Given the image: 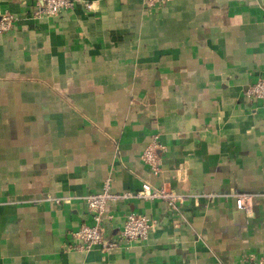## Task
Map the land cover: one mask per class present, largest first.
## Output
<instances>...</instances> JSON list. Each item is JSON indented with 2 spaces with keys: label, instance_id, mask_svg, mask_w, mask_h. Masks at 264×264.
I'll list each match as a JSON object with an SVG mask.
<instances>
[{
  "label": "crops",
  "instance_id": "obj_1",
  "mask_svg": "<svg viewBox=\"0 0 264 264\" xmlns=\"http://www.w3.org/2000/svg\"><path fill=\"white\" fill-rule=\"evenodd\" d=\"M31 20L0 0V264H247L264 256V105L244 90L264 69V0H88ZM165 147L154 175L140 155ZM163 184L192 196L107 204L113 238L129 214L144 242L64 252L92 225L79 198ZM202 194L219 195L212 199ZM252 196L249 211L225 195ZM71 198L56 205L49 199Z\"/></svg>",
  "mask_w": 264,
  "mask_h": 264
},
{
  "label": "built area",
  "instance_id": "obj_2",
  "mask_svg": "<svg viewBox=\"0 0 264 264\" xmlns=\"http://www.w3.org/2000/svg\"><path fill=\"white\" fill-rule=\"evenodd\" d=\"M248 1V0H241ZM162 0H141V5L145 10H152L161 4ZM77 5H81L86 11L92 10V3L88 0H32V8L29 12L31 20L49 19L56 17L62 11L73 10ZM17 18L9 11L0 12V35L12 29L17 22ZM262 76L249 85L243 92V96L250 102H260L264 105V69ZM166 151L165 147L158 141L157 136L150 138L148 145L143 149L140 160L148 165L154 175L160 172V153ZM219 195L202 194L200 198L212 199ZM234 199L235 208L242 211H249L251 208L252 196L249 194L225 195ZM192 198L187 194H180L163 184L153 187L149 183H142L140 189L135 192L115 193L111 190L110 180L106 179L102 191L96 194H89L79 199L86 205L91 216L92 225H80L79 228L70 234L69 244L64 252L73 251L85 254L92 249L109 253L122 246L134 242H144L148 234L155 228V222L149 218L129 214L125 217L121 229L116 237H109L107 227L111 225L112 217L106 213L107 204L141 200L145 202L161 201L165 204L169 215L175 217L179 214L183 203ZM56 205L69 204L71 198L49 199ZM247 264H264V256L260 258L250 257Z\"/></svg>",
  "mask_w": 264,
  "mask_h": 264
}]
</instances>
